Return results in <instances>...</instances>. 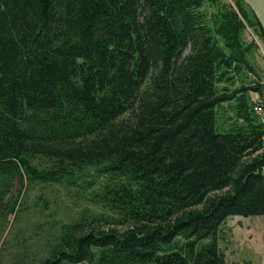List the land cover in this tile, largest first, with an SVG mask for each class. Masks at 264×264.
Here are the masks:
<instances>
[{
    "label": "trees",
    "instance_id": "16d2710c",
    "mask_svg": "<svg viewBox=\"0 0 264 264\" xmlns=\"http://www.w3.org/2000/svg\"><path fill=\"white\" fill-rule=\"evenodd\" d=\"M207 2L0 0V229L26 213L7 210L14 183L70 186L88 169L111 213L62 226L28 264H227V220L264 216V123L241 96L261 89L217 88L261 83L238 15L264 33L244 0ZM234 100L242 124L221 132Z\"/></svg>",
    "mask_w": 264,
    "mask_h": 264
},
{
    "label": "rangeland",
    "instance_id": "374dc122",
    "mask_svg": "<svg viewBox=\"0 0 264 264\" xmlns=\"http://www.w3.org/2000/svg\"><path fill=\"white\" fill-rule=\"evenodd\" d=\"M221 5L234 8L235 0H218L212 6L207 2L204 8L211 14ZM238 16L245 26L242 37L244 42L256 48L249 56V61L261 83L256 86L253 75L250 74H231L234 80L225 81L217 88L219 92L229 94L242 88L260 87L259 92H244L241 96L248 99L249 107H254V100H258L264 112V43L256 28L242 16ZM237 106L238 100H234L217 109L219 131L228 132L242 124L236 116ZM263 115L261 113L255 117L262 121ZM105 182L106 179L99 177L94 169H88L70 186L39 185L22 191L20 184L14 183L5 199V205L9 210L11 204L18 200L19 212L25 210L26 213L21 215L19 222H16V215H9L1 222L0 264H16L17 259L25 253L28 255L26 264L38 262L48 254L60 235L62 226L77 222L83 216L98 218L97 220H101L99 225L103 224L102 219L109 217L111 213L96 205L94 197L99 194ZM218 238L219 248L224 253L227 264H264V216L230 218Z\"/></svg>",
    "mask_w": 264,
    "mask_h": 264
},
{
    "label": "water",
    "instance_id": "95a60500",
    "mask_svg": "<svg viewBox=\"0 0 264 264\" xmlns=\"http://www.w3.org/2000/svg\"><path fill=\"white\" fill-rule=\"evenodd\" d=\"M264 33V0H244Z\"/></svg>",
    "mask_w": 264,
    "mask_h": 264
},
{
    "label": "built area",
    "instance_id": "2783aa9c",
    "mask_svg": "<svg viewBox=\"0 0 264 264\" xmlns=\"http://www.w3.org/2000/svg\"><path fill=\"white\" fill-rule=\"evenodd\" d=\"M257 40V39H256ZM256 43V42H255ZM254 112L256 115H260L261 113H264L263 112V108L261 106V103L258 102V100H254ZM262 122L264 123V115H263V120Z\"/></svg>",
    "mask_w": 264,
    "mask_h": 264
}]
</instances>
